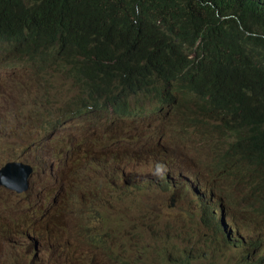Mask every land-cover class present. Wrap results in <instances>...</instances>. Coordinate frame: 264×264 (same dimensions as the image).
<instances>
[{
    "label": "trees",
    "instance_id": "1",
    "mask_svg": "<svg viewBox=\"0 0 264 264\" xmlns=\"http://www.w3.org/2000/svg\"><path fill=\"white\" fill-rule=\"evenodd\" d=\"M56 2L80 13L85 19L84 29L70 38L56 36L62 30L61 20L71 17L54 7ZM253 2H258L264 9V0H112L105 12L92 10L94 0H0V55L10 60L14 59L10 54L28 55L29 59L44 61L58 71L68 70L71 79L78 83V93L61 105L44 91L36 98V109L30 106L22 109L30 117L32 114L36 117L33 123L29 117L36 132L54 130L66 117L86 110L94 103L96 91L101 88H118L128 96L153 93L163 97V103L172 110L185 108L188 112H184V118L209 134L219 172L233 176V182L238 179L253 183L256 191H262L264 10L251 15L249 10ZM77 21L81 22L80 19ZM102 27L113 31L116 44L96 51L89 44L90 36ZM181 42L197 43L199 49L210 53L211 57L198 64L212 60L219 62L214 70H225L229 62L232 64L233 96L228 101L215 106V96L211 93L203 96L202 101L196 100L191 96L196 92L188 94L185 85L174 80L172 53L176 50L173 47ZM177 54L180 58L181 50ZM165 115L163 108L161 119ZM67 121L73 128L75 124L70 119ZM3 125L12 126L13 120ZM66 137H69L70 147L74 135L68 132ZM47 152L53 167L71 154L67 145L50 148ZM91 160L90 153L81 159L86 163ZM94 166L100 164L89 165ZM43 174L47 173L44 171ZM172 178L174 173L167 172L163 183L174 188ZM108 179L107 183L111 184L115 177ZM77 181H80L78 185L86 182L85 179ZM95 181L100 182L97 178ZM212 193V200L219 196L215 190ZM201 195L205 197L204 192ZM259 196L257 193L249 199L250 221L257 222L259 213L254 216L253 207L260 201ZM225 202L230 207L233 201L226 195ZM215 207L219 213L220 203L217 202ZM217 218L221 220V217ZM100 224L105 228V224ZM260 224L264 227L263 221ZM220 226L227 236L224 241L231 242L234 231L225 219L220 221ZM247 228L246 245L242 250L244 253L248 249L247 253L255 256L260 241H248L251 232L248 223ZM217 232L218 226L214 225L210 229L212 235L190 237V247L185 250L182 262L193 254H196L195 258L200 255L194 253V246L199 248L203 244L210 249L212 245L216 246L218 242L213 244V241ZM127 234L125 227L119 225L115 237L105 243L107 250L102 253L117 261L120 242ZM194 240L197 242L193 243ZM113 242H116L115 247H111ZM233 243L237 248L245 242L235 240L230 244Z\"/></svg>",
    "mask_w": 264,
    "mask_h": 264
},
{
    "label": "rangeland",
    "instance_id": "2",
    "mask_svg": "<svg viewBox=\"0 0 264 264\" xmlns=\"http://www.w3.org/2000/svg\"><path fill=\"white\" fill-rule=\"evenodd\" d=\"M11 55L14 59L10 60L7 57L4 59L0 55V75L2 76L0 77V123L4 124L13 120L12 126L0 128V163L5 159L24 157L34 162L38 166V171L26 206L22 205L20 199L9 197L7 193L0 190V264H35L37 258L27 252L29 243L34 240L38 243L37 254L44 257L45 264H65L69 237L67 229L73 226L69 223L65 206L68 166L62 159L57 167L50 169L51 164L47 150L60 148L61 144L67 143L63 139L68 132L70 135H74L77 153L84 150L91 154V158L97 159L100 152L116 151L121 162L133 169L131 175L125 176L130 184L124 189L131 190L123 196V201L116 212V216L120 220H128L137 227L139 223L136 218L140 213L145 212V207L146 210H151V215H155L160 221V224H156L158 230H178L187 237L212 235L205 225L198 226L201 219L199 217L188 224L174 223L177 215L173 214L170 218L165 207L169 203L171 195H174L175 199H179L181 204L186 205L182 193H180V189L183 188L181 180L177 181L172 178V187L174 188L167 187L163 183V173L170 172L174 173L176 178L179 173L189 174L195 184L198 182L209 188L208 191H203L204 197L196 192V188L192 184L188 185L192 195L196 196L193 199L188 196L189 200L195 203L192 208L200 205L201 201L204 204L203 209L198 213L201 217H209L211 208L217 211L216 204L213 207L207 205L208 197L209 200L212 199V191L215 190V193L219 195L217 197L220 203L219 210L223 214L221 220L228 217L229 224L234 223L232 226L237 230L246 227V224L250 222L248 215V202L250 201H246L243 195L244 193L253 194L254 185L238 184V181L234 182L237 184L229 180L224 181L222 173L211 178L208 174L210 170L205 168L212 157L210 136L207 132L188 126L187 121L180 115L168 113L165 120H162L161 116H149L132 122L122 121L114 124L104 112H91L80 117L79 122L73 128L66 126L64 129L53 131L46 129L40 135H32L35 128L32 123L36 117L33 114L30 117L22 109L29 106L31 109H36L38 106L36 98L44 91L61 105L78 93L79 86L71 79L72 74L66 69L58 71L54 66L48 65L44 61L29 59L27 55L18 53ZM80 121L83 122V126L78 128L77 125ZM62 132L64 135H61ZM114 138L136 139L137 143L114 144L111 142ZM148 138L150 140L147 143L145 141ZM149 147L156 148L158 156L151 165L146 166L148 156L144 159L139 154L145 153ZM129 153L139 157L133 163H129L126 160V155ZM43 168H46L47 174H43ZM96 177L97 175H95ZM112 178L109 177L108 180ZM141 178L150 179V185L155 186V190H150L145 186L139 187L138 180ZM114 181L115 179L112 183ZM175 181L180 183L178 187L175 186ZM222 187H228L229 190H223ZM53 191L57 193V210L48 218L41 217L33 221L30 217L33 199L42 200L45 195ZM226 195H229L233 201L230 207L225 202ZM195 199H198L199 202ZM140 206L142 207L140 208ZM186 207L190 214H194L190 205ZM43 208V204H41V209ZM213 215L219 217L218 214H210L211 227L217 225L218 228H221V220H214ZM23 216H26V221L22 220ZM74 217L84 219V214L78 210ZM253 221L250 222L251 232L250 235L248 233V240L263 242V247L254 259L256 263H262L264 262V227ZM27 235H30L31 238L28 239ZM245 238L247 239V233ZM196 241L194 240L193 243ZM216 242H219L218 238H214V244ZM188 243L189 240H185L184 250L190 247ZM115 245L116 242L112 243L111 247H115ZM218 245V243L216 246L212 245L211 249L203 244L199 248L194 246V253L198 252L200 256L195 258L196 254H193L183 264H223L221 261L224 259H229L232 263H239V260L246 256L248 250L245 249V253H243L241 249L242 254L240 249L225 248L224 245L218 249ZM98 249L102 250V248ZM83 250V246L76 245L78 253ZM211 250L215 252L213 256H209ZM146 264H167V261L160 256H151L146 260Z\"/></svg>",
    "mask_w": 264,
    "mask_h": 264
},
{
    "label": "clouds",
    "instance_id": "3",
    "mask_svg": "<svg viewBox=\"0 0 264 264\" xmlns=\"http://www.w3.org/2000/svg\"><path fill=\"white\" fill-rule=\"evenodd\" d=\"M111 1L112 0H94L92 10L105 12L111 6ZM54 7L71 15L70 18L61 20L62 30L57 35L58 37L70 38L76 33H78L80 30L84 29L85 19L76 10L59 2H56ZM263 10L264 9L261 4H259L258 2H253L251 4L249 13L251 15H256L263 12ZM77 19H80L81 22L77 21ZM89 44L96 51H102L106 47L114 46L116 44V37L110 28L102 27L98 29L96 33H93L90 36ZM173 50H176V53H172L175 67L174 80L182 82L185 85V89L188 94L196 92V94L191 95L192 97L194 96V99L202 101L203 96L207 95L208 93H211L215 96V106H217L224 101H228V99L233 96L232 65L227 70H214L215 64H219V62H214L212 60L211 62L198 64L199 61L206 60L211 56L207 50L199 49L197 43L190 45L188 43L181 42L174 45ZM179 50H181V56L180 58H177V51ZM190 61L191 63L188 64ZM178 67L179 70L176 71ZM0 77L2 76L0 75ZM219 77L221 78L218 79ZM116 90L118 91L115 92ZM163 101V97L157 96L153 93H143L138 94L136 96H128L118 88H101L96 91L95 100L91 106H89L80 114H72L66 117L61 122L59 127L54 130L70 126L68 125V119H70L74 124H76L77 122H79L80 117H83L86 115V113L91 112H104L109 118V120L111 122H114V124L121 123L122 121L132 122L136 119H143L149 116H162L163 108L166 114L169 113L172 115H180L183 118L184 112H188L185 108H182L180 110H172L169 106L164 104ZM165 118L166 115L162 120H165ZM184 120L186 119L184 118ZM186 121L188 126L206 132L204 131V129L191 124L189 120ZM3 126L4 128L6 127L5 125ZM82 126L83 122L80 121L77 127L80 128ZM40 134L41 133H38L35 130L32 133V135ZM149 140L150 138H148V140H146L145 142L148 143ZM116 141V144L122 145H124L126 142H129L131 144L137 143L136 139H116ZM86 153L87 152L84 150L81 153H77L75 151L74 139L73 147L71 148V154L63 159V162H65L66 166H68L65 192V206L69 216V223L73 225L72 227L67 229V232H75V235L88 233L84 245V251L92 254L100 250L98 248L104 249L103 251L107 250V248L104 247L105 243H107L111 238L115 237L116 229L119 225H123L125 227V230L128 232V234L120 242V248L117 254V261L110 260L102 252H100V254L97 255L98 258H95L96 262L94 264H146V260L149 259L151 256H160L167 261V264H183L182 258L185 253L184 243L185 240H189L191 236L187 237L181 231L178 230H158L156 224H160V221L155 215H151V210H146L145 207V212L140 213L139 216L136 218L137 222L139 223L137 227L134 226L132 222L128 220H120L119 218H117L116 212L119 210V205L123 201L122 198L126 195V192L131 190L124 189L125 186H128L130 184L129 181L125 179V176L131 175L133 169L129 168V166L124 165L121 162L120 156L116 151L111 153L100 152L97 159L91 158L92 160L90 161V163L81 161L82 157ZM211 153V161L208 165H205V168H208L210 170V172L208 173L209 175L211 173L219 171L216 168V164L218 162L217 155L212 150ZM139 156L143 157L144 159L146 156H148L146 160V166H149L157 158L158 150L156 148L149 147L147 151H145V153H140ZM139 156L135 157L132 153H129L126 155V160L129 163H133V161L136 160ZM95 162H100V166L89 167L90 164ZM7 163L19 164L20 166H22L21 172H23V176L16 183L13 191H11L10 194H7L9 197L20 199L22 201V205L26 206L28 204L27 201L30 197V192L32 189L35 175L38 171V166L27 158L21 157L14 159H5L0 163V167L3 168ZM52 168L53 166L51 165L50 169ZM43 171L46 172V168H43ZM96 171H98V178L100 179V182L95 181ZM222 176L224 178H228V176L223 173ZM107 177H115L114 183L108 184L106 181ZM163 177H165L164 180L166 181L167 173H163L162 179ZM83 179L86 180L85 184L78 185L77 180ZM173 179L177 181L182 180L181 186H183V188L180 189V193H182V197L184 198V202L186 205L181 204L179 199H175L173 197L174 195H171V199L165 207L167 213L170 215V218L174 214L177 215L174 219V223L188 224L192 223L195 218L199 217L201 219L200 222H198V226L205 225L210 233V229L212 228L210 214H218V216L223 219V214L221 213V210H219V213H216L217 211L211 208L212 211H209V217H201L198 213H200V211L203 209L204 204L202 203V201L200 205H198L196 208H192L193 204L195 203H193L194 201L189 200L188 198V196H190L191 199L196 198V196H193L192 192L188 189V185L190 186L192 184L196 188V192L199 187H204L205 190H209V188L198 182V185L195 184L189 174L179 173L177 175V178L174 177ZM1 180L2 177L0 174V181ZM237 181L238 184H253L248 183L246 180L237 179ZM138 182L139 187L145 186V188L155 190V186L150 185V179L141 178L140 180H138ZM174 183L176 187H178L180 184L176 181ZM257 193H259V195L261 196H259L260 201L253 207V214L255 216L259 213V216L257 217V222H253L261 223L262 221H264V190H254L253 194L244 193L243 196L244 199L247 201L252 195H256ZM56 197L57 193L56 191H53L52 193L45 195L42 200L33 199L32 211L30 213V217L32 218V220L36 221L41 217H50L58 208ZM212 199L210 198L209 200L208 197L207 205L210 203V206L213 207L216 202H218V200L217 197L214 200ZM98 200L102 201H100V206L93 204ZM195 200L199 202L198 199ZM41 204H43V209H41ZM188 205L191 206L190 208L192 211H194V214H190L188 212V208L186 207ZM101 206L105 207L106 209L104 211H101ZM141 207L142 206H140V208ZM78 210H80V212L84 214V219L80 217H74ZM174 210L176 212L172 213V211ZM182 215H184V218H182ZM212 217L214 218V220H220L217 218L216 215H213ZM22 220L26 221V216H23ZM225 220L227 221L229 227L234 231V235L233 238L230 239L231 242L227 243L226 241H224V238L226 236L224 231L222 230V228H218L217 236L215 237L219 239L218 249H220L221 246L224 245L225 248L241 250L242 247L246 245L245 234L248 230L247 226L241 228L240 230L238 229V231L232 226L234 225V223L232 225L229 224L228 217H226ZM94 222H100L105 224V228L101 227L100 229H96ZM250 222L248 223L249 227ZM97 231L100 232L102 235L100 236ZM27 237L28 239L31 238L30 235H27ZM235 240H243L245 243H243L241 247L239 245L237 248H235V243L230 244ZM73 242L74 240L67 241V244H72ZM34 244H36V246L38 245L35 240L29 243V246L27 248L28 254H35V252L37 251V249L34 247ZM249 246L250 248H252L251 245ZM262 247L263 242L260 241V250ZM214 253L215 252L212 251L210 256H213ZM222 261L221 263L223 264H249L248 262H246L248 260L245 257L239 260V263H232V261H230L229 259H224V261ZM65 264L69 263L65 262ZM250 264H264V262L256 263L254 260H251Z\"/></svg>",
    "mask_w": 264,
    "mask_h": 264
},
{
    "label": "bare ground",
    "instance_id": "4",
    "mask_svg": "<svg viewBox=\"0 0 264 264\" xmlns=\"http://www.w3.org/2000/svg\"><path fill=\"white\" fill-rule=\"evenodd\" d=\"M63 141H66L67 143H64V144H61V145H67V148L71 150V148L73 147V145H71L70 147H68V144H69V137H66V138L64 137ZM88 153H89V152H88ZM86 154H87V153H86ZM96 163H97V164H100V162H95V163H93V164H96ZM97 172H98V171L95 172V174L97 175L96 178L98 179V181H100V179L98 178V174H97ZM220 173H221V172H219V171H218V172L211 173V174H210V177H211V178H215V177H216L218 174H220ZM228 180H229V181H232L231 176H228V178H226V179L224 178V181H228ZM78 182H80V181H77V183H78ZM232 182H233V181H232ZM234 182H235V180H234ZM223 187H224V186H223ZM223 187H222L223 190H229L228 187H226V188H223ZM204 189H205L204 187H199V188L197 189V193H198V194H202L203 191H204ZM219 219H220V218H219ZM263 224H264V221H263ZM196 242H197V241H196ZM196 242H195V243H196ZM259 250H260V248L257 247V249H256V255H255V256H252L251 254H248V253H247L246 256H245V258H246L248 261H246V262H250L251 260H254L255 257L259 254ZM244 253H245V252H244Z\"/></svg>",
    "mask_w": 264,
    "mask_h": 264
},
{
    "label": "water",
    "instance_id": "5",
    "mask_svg": "<svg viewBox=\"0 0 264 264\" xmlns=\"http://www.w3.org/2000/svg\"><path fill=\"white\" fill-rule=\"evenodd\" d=\"M2 170L10 178H18L22 170V166L17 163H7ZM182 181V180H181ZM175 184V183H174Z\"/></svg>",
    "mask_w": 264,
    "mask_h": 264
},
{
    "label": "flooded vegetation",
    "instance_id": "6",
    "mask_svg": "<svg viewBox=\"0 0 264 264\" xmlns=\"http://www.w3.org/2000/svg\"><path fill=\"white\" fill-rule=\"evenodd\" d=\"M109 208H112V207H109ZM122 254V253H121ZM124 256V255H123Z\"/></svg>",
    "mask_w": 264,
    "mask_h": 264
}]
</instances>
